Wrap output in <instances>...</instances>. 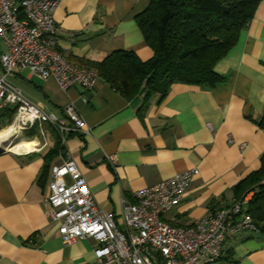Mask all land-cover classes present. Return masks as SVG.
Here are the masks:
<instances>
[{
	"label": "crops",
	"instance_id": "0c3cea01",
	"mask_svg": "<svg viewBox=\"0 0 264 264\" xmlns=\"http://www.w3.org/2000/svg\"><path fill=\"white\" fill-rule=\"evenodd\" d=\"M150 1L61 0L55 11L59 49L78 65L119 49L151 58L153 49L136 19ZM215 68L226 76L224 82L210 88L173 83L164 98L150 100L143 117L142 96L128 100L102 78L83 91L78 85L64 90L55 79L28 70L9 75L20 88L12 78L31 82L34 90L22 91L49 112L67 117L65 108L73 104L89 132L67 133L62 141L44 123V136L37 126L26 130L30 149L0 154V264L94 262L97 241L64 242L46 202L52 166L68 158H75L99 204L117 215L121 227L123 199L195 167L200 172L183 200L163 214L167 222L189 226L241 198L246 192L238 193L236 185L261 167L264 153V128L258 123L264 115V0ZM215 264H264V233L229 234Z\"/></svg>",
	"mask_w": 264,
	"mask_h": 264
},
{
	"label": "built area",
	"instance_id": "2783aa9c",
	"mask_svg": "<svg viewBox=\"0 0 264 264\" xmlns=\"http://www.w3.org/2000/svg\"><path fill=\"white\" fill-rule=\"evenodd\" d=\"M61 0H0V111L14 108L13 125L22 131L51 124L62 141L67 133L89 132L86 120L73 104L67 117L49 112L30 100L13 84L9 75L28 70L41 79L53 78L66 90L81 85L93 89L98 73L70 62L58 47L60 27L55 11ZM244 145V144H243ZM114 163L115 156H112ZM199 168L179 172L134 191L123 199L120 217L99 204L75 158L52 166L50 192L46 197L51 218L59 223L66 243L92 237L97 241L96 258L89 264H215L229 234L255 230L248 211L252 191L228 207L209 210L189 226L167 222L163 214L180 203Z\"/></svg>",
	"mask_w": 264,
	"mask_h": 264
},
{
	"label": "trees",
	"instance_id": "16d2710c",
	"mask_svg": "<svg viewBox=\"0 0 264 264\" xmlns=\"http://www.w3.org/2000/svg\"><path fill=\"white\" fill-rule=\"evenodd\" d=\"M262 0H151L136 16L153 56L115 50L101 61L81 60L128 100L138 96L141 117L154 96L164 98L176 82L210 88L226 80L215 65L237 43ZM14 108L0 111V131L11 125ZM264 128V115L258 120ZM238 193L252 191L248 211L264 233V153L261 167L242 179ZM240 195L238 196V198ZM237 198V199H238Z\"/></svg>",
	"mask_w": 264,
	"mask_h": 264
},
{
	"label": "bare ground",
	"instance_id": "6f19581e",
	"mask_svg": "<svg viewBox=\"0 0 264 264\" xmlns=\"http://www.w3.org/2000/svg\"><path fill=\"white\" fill-rule=\"evenodd\" d=\"M32 139V143L36 139ZM0 147H7L9 149H14V151H24L30 149L29 139L23 135L19 128L15 127L13 124L7 126L0 131Z\"/></svg>",
	"mask_w": 264,
	"mask_h": 264
},
{
	"label": "rangeland",
	"instance_id": "374dc122",
	"mask_svg": "<svg viewBox=\"0 0 264 264\" xmlns=\"http://www.w3.org/2000/svg\"><path fill=\"white\" fill-rule=\"evenodd\" d=\"M1 72H3V69H2V67H1V65H0V74H1ZM12 81L14 82V83H16V84H18L19 86H21V88L24 90V91H26L27 89H33L34 90V88L35 87H33V84L31 83V82H28V81H22V80H20L19 78H12ZM33 81L35 82V83H41L38 79H36V78H34L33 79ZM14 118H15V116H14ZM13 121H14V119H13ZM13 123V122H12ZM11 123V124H12ZM7 127V126H6ZM5 127V128H6ZM4 129V128H3ZM24 135H28V133H27V131H25L24 132Z\"/></svg>",
	"mask_w": 264,
	"mask_h": 264
},
{
	"label": "water",
	"instance_id": "95a60500",
	"mask_svg": "<svg viewBox=\"0 0 264 264\" xmlns=\"http://www.w3.org/2000/svg\"><path fill=\"white\" fill-rule=\"evenodd\" d=\"M78 86H79V88L81 90L85 91V88L83 86H81V85H78ZM7 150H10V149L7 148V147H0V154L3 153V152H5V151H7Z\"/></svg>",
	"mask_w": 264,
	"mask_h": 264
}]
</instances>
